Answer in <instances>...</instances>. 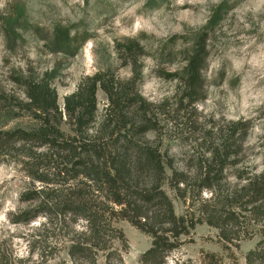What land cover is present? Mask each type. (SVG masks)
<instances>
[{
  "label": "rangeland",
  "instance_id": "obj_1",
  "mask_svg": "<svg viewBox=\"0 0 264 264\" xmlns=\"http://www.w3.org/2000/svg\"><path fill=\"white\" fill-rule=\"evenodd\" d=\"M222 3L226 9L221 21L203 32ZM23 14L21 37L9 34L8 23ZM56 28L75 39L74 56L53 53L47 46ZM203 33H207L204 87L195 102L185 96L183 84L174 75L185 66L191 47ZM54 70L57 77L52 86L63 112L61 130L66 134L73 132L64 112L65 98L100 73L105 81L135 80L140 94L152 105L156 127L144 140L159 145L177 172L194 175L212 151L225 146L238 152L228 158L223 174L227 185L234 186L239 175L264 171V0H0L2 264H71L68 240L85 229L82 221L72 219L52 218L49 227L45 214L29 223H16L21 213L38 207V202L24 200L23 195L45 186L32 176L39 167L48 168L50 163L42 156L48 149L19 140V134L7 137L2 133L28 131L38 125L20 104L25 102L21 80L41 79ZM97 99L98 123L107 102L101 90ZM167 174H172L169 169ZM164 190L179 216L196 211L195 199L212 196L208 190L200 195L191 192L185 204L167 184ZM116 227L129 245L124 264H138L151 239L127 221H118ZM259 239L243 240L228 251L216 229L197 225L166 264L188 260L200 264L202 252L220 255L224 264H246V254ZM104 255L99 264H109Z\"/></svg>",
  "mask_w": 264,
  "mask_h": 264
},
{
  "label": "trees",
  "instance_id": "obj_2",
  "mask_svg": "<svg viewBox=\"0 0 264 264\" xmlns=\"http://www.w3.org/2000/svg\"><path fill=\"white\" fill-rule=\"evenodd\" d=\"M225 9V3L219 5L202 31L212 30ZM24 16L8 23L9 34L21 37L18 30L25 29L21 24L26 21ZM206 36L207 33L199 36L185 66L174 75L183 84L185 96L195 102L204 87ZM47 46L51 52L67 56L77 52L75 39L60 28L54 30ZM127 48L133 50L131 46ZM56 77L54 70L41 79L21 80L25 102L20 104L38 125L28 131L2 133L7 137L19 134V140L48 149L42 155L50 163L48 168L39 167L32 176L45 186L23 195L24 200L38 202L37 211L21 213L16 223H29L40 214L48 216L49 227L53 219L82 221L85 229L70 238L66 246L71 264H99L101 254H105L109 264H124L123 254L129 245L116 227L118 221H127L151 239L138 264H166L167 258L185 244L183 238L190 237L201 224L216 229L228 251L232 246L238 248L243 240L259 236L245 259L246 264H264V171L239 175L234 186L227 185L223 174L228 158L238 152L225 146L212 151L194 175L177 172L159 145L144 140L156 127L150 114L152 105L140 94L135 80L105 81L100 73L87 78L65 98L64 112L73 132L66 134L61 130L63 112L52 86ZM99 90L107 103L97 123ZM166 184L185 204L191 192L200 195L208 190L212 196L207 200L195 199L196 211L179 216L164 190ZM116 243L120 248L115 247ZM186 264L194 262L188 260ZM200 264L224 261L216 253L202 252Z\"/></svg>",
  "mask_w": 264,
  "mask_h": 264
}]
</instances>
